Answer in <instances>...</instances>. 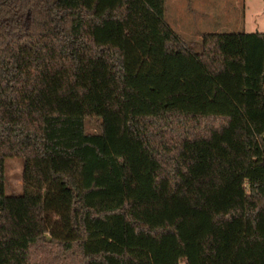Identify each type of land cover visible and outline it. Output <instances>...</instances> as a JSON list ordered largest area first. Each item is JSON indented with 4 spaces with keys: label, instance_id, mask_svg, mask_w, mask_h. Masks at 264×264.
<instances>
[{
    "label": "trees",
    "instance_id": "1",
    "mask_svg": "<svg viewBox=\"0 0 264 264\" xmlns=\"http://www.w3.org/2000/svg\"><path fill=\"white\" fill-rule=\"evenodd\" d=\"M164 3L0 0V264H264V32Z\"/></svg>",
    "mask_w": 264,
    "mask_h": 264
},
{
    "label": "rangeland",
    "instance_id": "2",
    "mask_svg": "<svg viewBox=\"0 0 264 264\" xmlns=\"http://www.w3.org/2000/svg\"><path fill=\"white\" fill-rule=\"evenodd\" d=\"M164 4V20L186 41L199 42L205 32H264V0H165ZM97 123L89 119L86 130L95 131ZM22 172L20 157L4 159L6 195L24 191Z\"/></svg>",
    "mask_w": 264,
    "mask_h": 264
},
{
    "label": "crops",
    "instance_id": "3",
    "mask_svg": "<svg viewBox=\"0 0 264 264\" xmlns=\"http://www.w3.org/2000/svg\"><path fill=\"white\" fill-rule=\"evenodd\" d=\"M179 31H180V30H179ZM205 33H207V32H205ZM177 34L179 35V33H177ZM203 34H204V33H203ZM203 34H202V35H203ZM202 35H201V36H202ZM179 37H180L183 41H186V40H184L180 35H179Z\"/></svg>",
    "mask_w": 264,
    "mask_h": 264
}]
</instances>
